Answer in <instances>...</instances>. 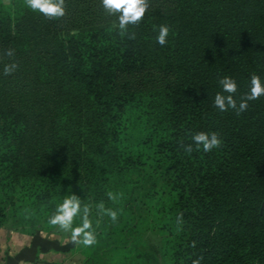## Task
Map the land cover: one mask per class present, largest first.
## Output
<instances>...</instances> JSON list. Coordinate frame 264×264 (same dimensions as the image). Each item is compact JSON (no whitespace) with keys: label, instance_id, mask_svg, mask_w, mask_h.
Wrapping results in <instances>:
<instances>
[{"label":"trees","instance_id":"1","mask_svg":"<svg viewBox=\"0 0 264 264\" xmlns=\"http://www.w3.org/2000/svg\"><path fill=\"white\" fill-rule=\"evenodd\" d=\"M145 3L122 36L101 0L53 19L0 0V230L54 233L74 195L96 234L83 264H264V95L240 111L264 81V0ZM223 76L238 87L221 112ZM197 132L221 144L198 150Z\"/></svg>","mask_w":264,"mask_h":264},{"label":"clouds","instance_id":"2","mask_svg":"<svg viewBox=\"0 0 264 264\" xmlns=\"http://www.w3.org/2000/svg\"><path fill=\"white\" fill-rule=\"evenodd\" d=\"M101 3L108 14L117 15L118 29L122 36L127 33L129 25H134L141 20L147 9L145 0H101ZM25 5L30 10L41 13L49 19L63 17L66 12L65 0H25ZM156 31V43L164 46L169 36V27L160 25ZM6 54L11 57L14 53L9 49ZM17 67L16 63L5 64L3 74L10 75L16 71ZM219 85L222 91L215 95L214 106L221 112L227 111L229 107L235 108L236 101L232 94L237 91L236 80L231 76H223L219 79ZM262 95H264V81L260 76L252 75L249 90L245 93L246 99L240 104V111L247 110L248 101L256 100ZM192 141L198 150L202 149L205 153L221 144L216 132H197L192 136ZM188 150L191 151V145ZM109 198L113 199L111 193H109ZM97 208L105 211L113 221L117 219V212L105 209L103 203L97 205ZM89 211V207L82 205L80 199L74 195L69 196L56 206L54 213L48 218V223L69 232L74 243L90 247L96 243V234ZM76 217H79V224H74ZM192 246L195 247V244L193 243ZM201 259V257L193 259L192 264H200Z\"/></svg>","mask_w":264,"mask_h":264},{"label":"crops","instance_id":"3","mask_svg":"<svg viewBox=\"0 0 264 264\" xmlns=\"http://www.w3.org/2000/svg\"><path fill=\"white\" fill-rule=\"evenodd\" d=\"M80 245L61 233L0 230V264H83Z\"/></svg>","mask_w":264,"mask_h":264},{"label":"rangeland","instance_id":"4","mask_svg":"<svg viewBox=\"0 0 264 264\" xmlns=\"http://www.w3.org/2000/svg\"><path fill=\"white\" fill-rule=\"evenodd\" d=\"M19 232V231H18ZM55 233H61V234H63V236H70V233L69 232H66V231H63V230H61V229H57L56 231H54ZM152 239H154V240H156V238H152ZM80 245V250H81V248H82V244H79ZM83 250L85 249V247H83L82 248ZM131 257H133V258H135L136 257V255H132ZM131 257H128L127 259H124V262L126 263V264H132V262H131Z\"/></svg>","mask_w":264,"mask_h":264}]
</instances>
